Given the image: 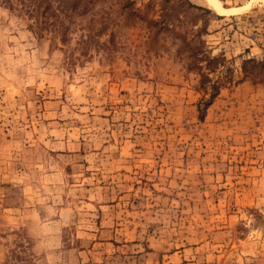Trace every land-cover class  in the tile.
<instances>
[{
	"label": "rangeland",
	"instance_id": "rangeland-1",
	"mask_svg": "<svg viewBox=\"0 0 264 264\" xmlns=\"http://www.w3.org/2000/svg\"><path fill=\"white\" fill-rule=\"evenodd\" d=\"M187 1L0 0V264H264V1Z\"/></svg>",
	"mask_w": 264,
	"mask_h": 264
},
{
	"label": "trees",
	"instance_id": "trees-1",
	"mask_svg": "<svg viewBox=\"0 0 264 264\" xmlns=\"http://www.w3.org/2000/svg\"><path fill=\"white\" fill-rule=\"evenodd\" d=\"M21 1L25 2L26 0ZM36 3H45L42 13L50 11L48 14L50 17L59 19L63 17H70V15L81 6V11H85L89 0H29V3L25 4L24 7H26L32 14L35 11ZM183 4L186 6L184 14L189 10H196L205 14H211L209 9L194 6L187 0H183ZM128 6L129 4L126 3L123 5V8ZM167 17L169 19L173 18L179 21L177 14H175L170 8L169 10L166 9V5L164 4L161 7L160 19L157 21H150V24L157 26L159 31H173V27L176 26L169 24ZM204 30L205 29L202 28L197 30L193 37H198L204 32ZM61 38L64 41L63 33ZM194 41L195 40L193 38L189 41V43L184 44V46H187V50H189V55L187 57L190 61L187 64V68L188 70L195 71L199 75V88L209 97L208 100L205 99L198 105L199 114L202 116L203 109H205L207 105H209L210 100L219 93L221 84L215 80L213 81L211 75H214L217 72L219 66H221V62H223V59L208 56L201 48V44L194 46ZM241 73L243 74V78L249 79L253 83H264V57L260 60L255 58L243 60L241 64Z\"/></svg>",
	"mask_w": 264,
	"mask_h": 264
},
{
	"label": "bare ground",
	"instance_id": "bare-ground-1",
	"mask_svg": "<svg viewBox=\"0 0 264 264\" xmlns=\"http://www.w3.org/2000/svg\"><path fill=\"white\" fill-rule=\"evenodd\" d=\"M208 4L210 5V7L212 8L213 11H215L217 13H220V14L223 13V10H219V9L216 8L215 0H208Z\"/></svg>",
	"mask_w": 264,
	"mask_h": 264
}]
</instances>
